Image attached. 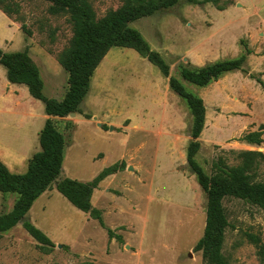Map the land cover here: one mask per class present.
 <instances>
[{"label":"rangeland","instance_id":"374dc122","mask_svg":"<svg viewBox=\"0 0 264 264\" xmlns=\"http://www.w3.org/2000/svg\"><path fill=\"white\" fill-rule=\"evenodd\" d=\"M90 1L98 19L124 4ZM8 4L15 14L9 17L0 8V48L27 51L40 69L45 96L62 100L68 74L58 56L73 37L69 16L52 15L47 0ZM23 24L30 35L23 32ZM132 27L180 80L182 64L201 67L236 59L246 47L252 51L245 69L255 79L237 71L206 88L181 81L207 109L197 162L209 176L220 159L240 165L242 159L232 151L248 150H241L236 141L264 125V86L257 83H264V0L203 5L180 0ZM80 109L75 117L54 119L67 143L57 182L70 178L92 183L103 170L124 163L126 167L102 181L92 197L107 228L122 242L110 238L97 220L76 209L53 184L25 221L55 246L43 248L20 223L0 240V264H203L194 248L204 234L207 196L187 164L193 117L170 90L168 79L136 51L114 48L96 70ZM45 122L44 104L32 98L26 86L10 84L0 66V159L11 172L27 171L41 150L37 132ZM255 181L264 182V162ZM17 199L16 193L0 192V215L11 212ZM224 207L230 223L224 255L232 264H262L247 235H256L264 244V211L234 198L226 199Z\"/></svg>","mask_w":264,"mask_h":264},{"label":"trees","instance_id":"16d2710c","mask_svg":"<svg viewBox=\"0 0 264 264\" xmlns=\"http://www.w3.org/2000/svg\"><path fill=\"white\" fill-rule=\"evenodd\" d=\"M10 0H0V8L11 17L14 11L8 4ZM51 3L49 12L67 15L73 26L70 46L58 56V62L68 74V90L62 100L45 96L44 82L40 69L28 52L8 53L0 48V66L6 70L9 83L24 85L32 98L44 104L46 120L39 134L41 150L33 155L24 174L9 170L0 159V192L18 194L11 212L0 215V240L3 234L20 223L27 233L43 248L55 246L51 239L31 222L25 221L34 203L56 184L58 192L76 209L97 220L107 230L110 238H115L112 229L107 228L102 212L92 205V197L99 184L125 168L122 163L103 170L92 183H83L70 178L59 182L62 172L66 139L55 125L54 118H66L71 113L81 114L80 106L91 88L94 74L102 61L114 48H128L136 51L142 58L155 66L162 76L168 79L169 88L187 105L192 117L191 138L187 149L189 170L196 176L198 184L207 196L206 225L203 237L197 242L194 251L202 254L203 264H232L224 255L226 231L230 226L224 202L228 198L239 199L255 205L264 211V182H256V171L264 162V153L258 151H232L238 154L242 163L229 166L222 159L213 165V175L206 174L197 162L196 156L201 149V136L206 126L207 109L204 100L189 92L183 82L206 88L222 77L240 71L249 74L245 65L252 51L246 47L236 59L217 61L205 66L182 64L180 79L170 74V66L160 53L154 51L143 35L132 27L142 18L176 6L180 0H124L123 6L109 11L98 19L90 0H47ZM195 5L218 3V0H189ZM24 33L30 35L25 24ZM257 83L264 86L262 80ZM86 116V119H90ZM264 125L259 131L249 133L239 139L241 142L261 146L264 143ZM257 248V255L264 264V244L253 234L247 235ZM122 242V237H116Z\"/></svg>","mask_w":264,"mask_h":264},{"label":"crops","instance_id":"0c3cea01","mask_svg":"<svg viewBox=\"0 0 264 264\" xmlns=\"http://www.w3.org/2000/svg\"><path fill=\"white\" fill-rule=\"evenodd\" d=\"M11 84V83H10ZM7 86H10L9 84H6ZM28 89V88H27ZM77 115H79V114H77ZM49 117L48 116H46V114H45V120H47ZM52 119H55L54 117H52ZM45 125V124H44ZM44 127V126H43ZM43 128H41L37 133V135L39 136V134H40V132H41V130H42ZM29 138V137H28ZM263 138H264V136H263ZM237 143H241V144H239V148L241 149V150H248V151H258V152H263L264 153V143L261 145V146H257V145H252V144H248V143H246V142H241V141H236ZM24 174V173H23ZM46 193V192H45ZM44 193V194H45Z\"/></svg>","mask_w":264,"mask_h":264},{"label":"water","instance_id":"95a60500","mask_svg":"<svg viewBox=\"0 0 264 264\" xmlns=\"http://www.w3.org/2000/svg\"><path fill=\"white\" fill-rule=\"evenodd\" d=\"M76 115H77L76 113H71L69 116H70V117H75ZM101 126H102V125L99 124V127H101ZM111 130H113V127L111 128ZM129 170H133V168L130 167ZM190 255H191V254H190Z\"/></svg>","mask_w":264,"mask_h":264}]
</instances>
